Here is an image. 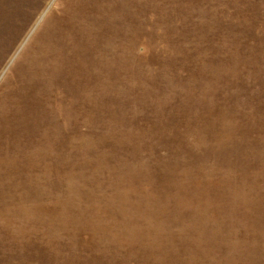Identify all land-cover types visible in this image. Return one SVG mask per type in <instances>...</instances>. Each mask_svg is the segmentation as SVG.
I'll list each match as a JSON object with an SVG mask.
<instances>
[{
  "label": "rangeland",
  "instance_id": "374dc122",
  "mask_svg": "<svg viewBox=\"0 0 264 264\" xmlns=\"http://www.w3.org/2000/svg\"><path fill=\"white\" fill-rule=\"evenodd\" d=\"M0 264H264V0H0Z\"/></svg>",
  "mask_w": 264,
  "mask_h": 264
}]
</instances>
